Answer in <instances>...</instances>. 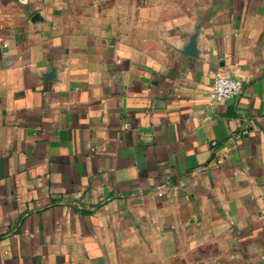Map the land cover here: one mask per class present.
Returning <instances> with one entry per match:
<instances>
[{
	"label": "crops",
	"instance_id": "0c3cea01",
	"mask_svg": "<svg viewBox=\"0 0 264 264\" xmlns=\"http://www.w3.org/2000/svg\"><path fill=\"white\" fill-rule=\"evenodd\" d=\"M0 264H264V0H0Z\"/></svg>",
	"mask_w": 264,
	"mask_h": 264
},
{
	"label": "built area",
	"instance_id": "2783aa9c",
	"mask_svg": "<svg viewBox=\"0 0 264 264\" xmlns=\"http://www.w3.org/2000/svg\"><path fill=\"white\" fill-rule=\"evenodd\" d=\"M213 81L208 93L211 104L218 100L238 95L242 91V81L236 76L226 73L220 69L212 72ZM161 194L160 191L157 192Z\"/></svg>",
	"mask_w": 264,
	"mask_h": 264
},
{
	"label": "water",
	"instance_id": "95a60500",
	"mask_svg": "<svg viewBox=\"0 0 264 264\" xmlns=\"http://www.w3.org/2000/svg\"><path fill=\"white\" fill-rule=\"evenodd\" d=\"M186 50L189 53H195V50L193 48V40L190 41V43L188 44V47L186 48Z\"/></svg>",
	"mask_w": 264,
	"mask_h": 264
}]
</instances>
